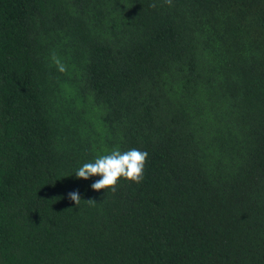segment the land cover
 <instances>
[{
	"label": "trees",
	"instance_id": "trees-1",
	"mask_svg": "<svg viewBox=\"0 0 264 264\" xmlns=\"http://www.w3.org/2000/svg\"><path fill=\"white\" fill-rule=\"evenodd\" d=\"M0 264H264V0H0Z\"/></svg>",
	"mask_w": 264,
	"mask_h": 264
},
{
	"label": "clouds",
	"instance_id": "clouds-1",
	"mask_svg": "<svg viewBox=\"0 0 264 264\" xmlns=\"http://www.w3.org/2000/svg\"><path fill=\"white\" fill-rule=\"evenodd\" d=\"M167 4L172 5V0H165ZM150 7H156L151 4ZM55 63L58 70L63 72L65 66L58 58H55ZM148 161L147 151H141L136 148L127 151H121L119 148L113 149L110 154L98 156L94 162L84 163L76 172L78 178L85 180L92 176H99L100 179L91 184V188L99 191L110 189L115 192L121 179H125L134 183H141L144 179V169ZM69 198L76 205L80 203L81 197L77 191L68 193ZM89 203L96 202L95 200H87Z\"/></svg>",
	"mask_w": 264,
	"mask_h": 264
}]
</instances>
